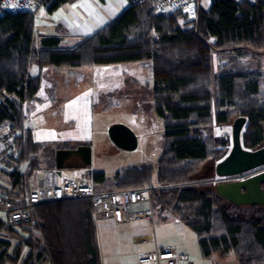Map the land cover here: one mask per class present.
Masks as SVG:
<instances>
[{
  "label": "trees",
  "instance_id": "16d2710c",
  "mask_svg": "<svg viewBox=\"0 0 264 264\" xmlns=\"http://www.w3.org/2000/svg\"><path fill=\"white\" fill-rule=\"evenodd\" d=\"M68 1L36 0L35 8L53 12ZM128 1V8L74 48H61V39L53 36L43 37L38 48L34 42L37 9L15 14L0 5V122H9L20 132L15 138L19 162L6 174L12 188L22 196L28 194L29 177L40 167L37 142L32 128L25 126L23 105L34 99L42 86L41 78L30 73L34 64L73 67L151 60L155 111L164 121L167 140L158 160V184L149 185L155 206L168 208L170 215L199 235L204 256L233 253L239 264H264V206L236 205L216 189L189 184L198 163L213 156L204 176L213 178L212 167L229 153L225 147L211 151L198 126L212 116V53L214 49L264 51V0H212L208 6L196 0L194 19L180 11L158 14L154 0ZM236 59L229 57L230 62ZM263 81L264 70L224 71L216 77L217 120L227 122L232 112L246 117L242 131L246 149L264 146ZM75 168H81L80 164ZM92 177L96 190L98 182L130 189L151 183L153 169L130 167L113 179L103 172H94ZM36 214L37 222L30 224L41 235L31 233L25 243L45 255L50 264H102L91 198L39 204ZM0 230L13 233V227L4 221H0ZM0 243L5 246L0 264L13 260L7 243ZM21 248L19 244L15 253Z\"/></svg>",
  "mask_w": 264,
  "mask_h": 264
},
{
  "label": "rangeland",
  "instance_id": "374dc122",
  "mask_svg": "<svg viewBox=\"0 0 264 264\" xmlns=\"http://www.w3.org/2000/svg\"><path fill=\"white\" fill-rule=\"evenodd\" d=\"M197 1L198 4L208 6L212 0ZM36 17L38 28H42V26H46V19L50 15L44 7H40ZM181 23H184V21H181ZM37 31L35 34L36 39L38 38ZM243 49L235 52L214 49L212 53V116L198 124L203 137L210 144L211 151L225 147L230 152L233 123L239 114L231 110L232 113H230L227 122L221 123L217 120L219 107L216 77L224 71L254 72L258 70L262 72L264 70V51H254L250 48ZM239 52L241 53L239 54ZM232 55L237 58L235 62L229 61V57ZM136 65L137 70L141 71L144 77V87L136 86L132 80H128L127 90L123 92L116 91L112 97L107 94L101 95L97 91H91L90 77L85 74L81 75V79L79 74L73 78H67L65 74H58V68H54L52 75H44L43 88L34 99L23 103L26 115L25 126L33 130L38 147L36 158L40 167H55L56 155L60 149L89 145L92 149V165L90 168L94 172H103L107 179H113L118 172L130 167H152V182L147 184H158V160L166 150L167 144L165 125L155 111L153 63L151 60H143L141 64ZM262 86L263 90L260 98L263 99L264 81ZM115 97L118 99L116 100ZM116 123L126 124L136 133L138 137L136 149H120L112 142L108 131ZM212 157L198 163L195 178L190 183L188 182L190 185L199 189H215L216 183L219 182L217 177H204L206 166L213 162ZM79 164L81 162L78 159H71L67 167L63 169L64 176H71L76 165ZM252 173L253 171L250 174ZM32 174L28 180L29 188L27 192H30L31 189ZM0 183L3 188L12 186L5 174L0 178ZM96 185L97 191L124 190L126 188L114 186L108 182H98ZM146 207L148 208V205ZM140 208H142L140 205L131 206L130 210ZM0 221H3L1 216ZM161 221L165 220L162 219ZM113 225V223L107 225L104 222L97 226L102 243L105 240L110 241L111 237L118 233ZM21 228L23 229L22 226H19L15 229L21 230ZM181 243L183 244V242ZM184 243L195 247L198 256H190L195 264H239L233 253L226 259L218 258L216 254L209 258L201 256L200 247L194 234L188 236ZM105 250L104 252H107L108 249L105 248ZM126 260L128 264H138L137 258L128 257Z\"/></svg>",
  "mask_w": 264,
  "mask_h": 264
},
{
  "label": "crops",
  "instance_id": "0c3cea01",
  "mask_svg": "<svg viewBox=\"0 0 264 264\" xmlns=\"http://www.w3.org/2000/svg\"><path fill=\"white\" fill-rule=\"evenodd\" d=\"M129 6L130 2L128 0H70L53 12L47 11L50 17H47L45 27L38 28L36 17L35 34L38 30V38L36 39L34 36L35 45L40 48L43 37L53 36L61 39V48H74L81 40L93 36ZM141 63L142 61H134L73 67H40L34 64L30 73L33 77L39 76L41 78L43 85L40 90L44 86V75H52L54 68H58V74H65L67 78H73L79 74L81 79V75L85 74L90 77L91 91H97L101 95L107 94L112 97L116 91L123 92L127 90L128 80H132L136 86L144 87V77L141 71L137 70L136 65ZM115 99L118 98L115 97ZM78 160L81 162L80 159ZM139 168L143 167L140 166ZM3 174L0 172V178ZM140 206H142L140 209H147V204H141ZM160 209L159 206H156L152 219H140L141 221L128 223L103 220L96 223L101 263L128 264L126 260L128 257L137 258L138 262L140 252L167 245H175L180 252L187 253L189 256H198L195 247L184 243V241L188 236L194 234L199 244V235L178 217L170 214L167 216L162 215ZM162 219L165 221H161ZM104 222L107 225L113 223L119 234L116 232L117 234L111 237L110 241L105 240L102 243L97 226ZM21 226L23 227L21 230L15 229L16 227L13 228V233L0 230V234L3 235H0V241L7 243V252L13 257V260L9 259L4 264H50L45 255H39L37 251L32 250L33 248L29 244L25 243V239L31 233L40 236V230L31 224ZM19 244H22L21 251L15 253ZM104 247L108 249L107 252H104L106 251ZM4 250L5 246L0 243V255ZM200 252L201 256L206 258L201 247ZM215 254L220 259H226L230 255L221 257L218 252H215L211 256Z\"/></svg>",
  "mask_w": 264,
  "mask_h": 264
},
{
  "label": "built area",
  "instance_id": "2783aa9c",
  "mask_svg": "<svg viewBox=\"0 0 264 264\" xmlns=\"http://www.w3.org/2000/svg\"><path fill=\"white\" fill-rule=\"evenodd\" d=\"M196 0H154L153 7L158 14L180 11L189 19L197 16ZM36 0H1V8L19 13L36 7ZM20 132L13 130L9 122H0V172L5 175L15 169L19 162V151L15 138ZM91 168H75L71 176L58 173L55 167H38L32 174L30 192L22 196L12 186L1 187L0 216L10 227L37 222L36 206L39 204L66 200L91 198L95 223L112 220L128 223L140 219H152L155 211L154 195L149 185L124 190L97 191ZM223 178L217 177L220 181ZM226 179V178H224ZM4 183V182H2ZM147 204V209L130 210L131 206ZM162 215L169 214L162 207ZM139 264H195L187 253L180 252L175 245L155 247L138 254Z\"/></svg>",
  "mask_w": 264,
  "mask_h": 264
},
{
  "label": "water",
  "instance_id": "95a60500",
  "mask_svg": "<svg viewBox=\"0 0 264 264\" xmlns=\"http://www.w3.org/2000/svg\"><path fill=\"white\" fill-rule=\"evenodd\" d=\"M247 118L239 116L232 129V148L228 155L212 167L215 176L221 179L215 185L218 195L236 205L264 206V146L251 150L242 144V131ZM109 137L120 149L134 150L138 146L136 133L126 124L116 123L109 128ZM92 149L89 145L60 149L56 155V168L59 174L71 159H80L81 168L92 165ZM263 168L260 172L243 176L252 170ZM226 178V179H224Z\"/></svg>",
  "mask_w": 264,
  "mask_h": 264
},
{
  "label": "flooded vegetation",
  "instance_id": "af4514ba",
  "mask_svg": "<svg viewBox=\"0 0 264 264\" xmlns=\"http://www.w3.org/2000/svg\"><path fill=\"white\" fill-rule=\"evenodd\" d=\"M262 169V168H261ZM261 169L260 168H258V169H255V170H252L253 171V173L252 174H250L252 171H250V172H248V173H245L243 176H251V175H254V174H256V173H258V172H260L261 171Z\"/></svg>",
  "mask_w": 264,
  "mask_h": 264
}]
</instances>
